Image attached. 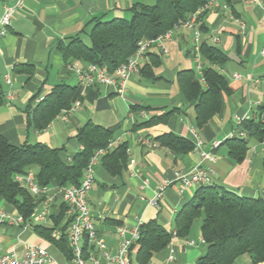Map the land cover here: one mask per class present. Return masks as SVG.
Masks as SVG:
<instances>
[{
	"label": "crops",
	"instance_id": "crops-1",
	"mask_svg": "<svg viewBox=\"0 0 264 264\" xmlns=\"http://www.w3.org/2000/svg\"><path fill=\"white\" fill-rule=\"evenodd\" d=\"M14 1L0 0V18L4 6ZM155 1L24 0L12 18L9 31L0 38V83L6 91V100L0 105V133L10 143L19 146L42 142L64 148L63 157L71 160L73 154L82 149L77 139L79 129L92 121L116 128L111 139L115 141L113 149L121 143L127 144V165L111 173L101 159L96 166L95 183L88 194L96 228L105 236L111 253L116 252L118 225L134 226L137 221L157 220L173 231L177 212L195 196L198 186L188 187L181 193L178 183L172 182L166 187L159 207L149 204L157 186L173 180L175 171L192 172L201 162L194 148L175 152L161 145L156 138L163 133H175L194 144L197 135L204 141L203 148L215 157L213 161L202 162L203 166L214 170L210 182L213 185L247 197L264 196V143L252 138L247 155L240 163L231 159L224 143L232 131L241 130L244 119L257 116L259 107H264L263 5L243 0H217L219 6H213L199 21L206 27L202 31V42L217 46L228 56L227 62L218 70L231 89L230 93H223L221 111L202 126L197 125L194 102L184 97L177 81L180 70L191 68L196 71L191 30H176L161 43H154L143 59L144 64L159 55L160 64L154 67V78L140 72L133 74L123 92L113 85H80L71 63L79 66H85V63L66 61L57 48L60 40L77 34L94 17L129 18L135 4H153ZM239 21L244 22V29ZM84 37L89 41L87 34ZM204 64L208 62L204 61ZM7 74L12 85L5 81ZM235 74L240 76L235 77ZM59 83L79 85L80 99L58 114L46 129L36 130L29 122L30 111ZM34 96L37 97L33 99ZM77 101L79 105H76ZM174 108L165 121L152 126L139 125ZM215 141H220V145L213 147ZM57 186L50 185L48 195L37 198L42 203L47 197L53 198L49 218L36 221L31 215L25 225L0 226L2 251L22 255L28 244L35 243L47 248L51 257L47 264H72L34 228L39 224L53 226L54 219L60 218L63 209L65 211ZM0 210L19 214L15 206L3 198H0ZM201 223L198 222L196 227L193 222L186 237L173 235L168 246L154 252L148 264H196L207 251L206 243L201 241ZM187 240H195L196 244L188 245ZM171 247L174 248V259L170 261ZM137 250L138 246L131 254L132 264H138ZM233 264L254 263L249 254H243ZM257 264H264V261Z\"/></svg>",
	"mask_w": 264,
	"mask_h": 264
},
{
	"label": "trees",
	"instance_id": "trees-1",
	"mask_svg": "<svg viewBox=\"0 0 264 264\" xmlns=\"http://www.w3.org/2000/svg\"><path fill=\"white\" fill-rule=\"evenodd\" d=\"M264 5V0H261ZM208 0H156L153 4L137 3L131 8V16L104 19L94 17L77 34L60 40L57 48L68 62L83 61L85 64H97L106 67L109 72L124 63L137 50L141 39H154L176 23H180L195 13ZM207 12L199 15L200 21ZM204 32V23L200 24ZM85 34L89 41H85ZM203 62L202 76L194 69H183L177 74L178 85L184 97L193 101L196 110V122L202 126L221 111L223 93L231 89L218 67L227 62L228 56L220 48L206 41L201 43ZM160 64L159 55L145 62L140 70L144 76L154 78V67ZM79 85L59 83L51 92L41 98L30 111L29 122L36 130H44L65 109L80 99ZM37 96H34L35 99ZM6 100V91L0 83V105ZM137 107H133L136 109ZM175 108L162 115L152 116L139 124L152 126L165 121ZM264 107L260 106L257 116L244 119L241 130L246 136L227 137L231 159L242 162L250 148V140L264 141ZM116 128L98 125L92 121L85 123L77 133L82 149L66 160L64 148L51 147L42 142L24 143L19 146L9 142L0 133V198L13 204L17 211L30 220L38 199L20 182L16 174L34 171L41 185L52 184L67 186L79 184L83 171L94 152L105 147L112 139ZM156 140L175 152H187L194 143L186 137L172 132L163 133ZM103 165L114 173L127 165V144L121 143L102 158ZM65 211L54 219L53 226L35 225V231L47 239L67 258L71 259V247L65 233L67 223L62 224ZM198 217H202L201 234L207 245V251L196 264H233L243 255L249 254L252 262L264 261V196L247 197L212 183L200 184L193 199L185 204L175 216L177 236L186 237ZM60 228L63 233L56 238L53 232ZM173 231L166 229L157 220L141 225V237L138 241L136 261L148 264L154 252L170 243Z\"/></svg>",
	"mask_w": 264,
	"mask_h": 264
},
{
	"label": "built area",
	"instance_id": "built-area-1",
	"mask_svg": "<svg viewBox=\"0 0 264 264\" xmlns=\"http://www.w3.org/2000/svg\"><path fill=\"white\" fill-rule=\"evenodd\" d=\"M243 1L246 3H258L263 5L261 0ZM23 3L24 0H15L4 6V11L0 18V38L9 31L12 18ZM213 6H219L217 0H208V2L201 6L195 13L191 14L188 19L176 23L163 35L154 39H141L138 43L137 50L127 61L117 66L113 73L109 72L106 67L97 64L90 63L85 64V66H79L77 63L72 62L71 67L80 85L84 87L96 84L113 85L117 91L123 92L127 81L132 75L140 72L143 59L148 49L154 43H161L164 38H169L174 31L182 28L189 29L193 33V55L196 61V71L202 76L204 65L201 53L203 32L200 29L198 17L201 13L209 11ZM223 7L227 8V5H223ZM239 23L244 29V22L239 21ZM164 52H166L165 48ZM262 54L264 55V50ZM234 76L239 77L240 75L235 74ZM5 81L12 85L10 75H5ZM79 104L80 102L77 101L76 105ZM257 104H259V102H257ZM234 135L246 136V132L243 130L232 131L228 137ZM220 143V141H215L213 147L219 146ZM203 144L204 141L197 135L193 150L199 153L201 162L195 167L194 171H175L173 180L165 181L157 186L155 195L149 200V204L159 207L166 187L172 182L178 183V189L181 193L188 187L199 186L200 184L211 182L214 170L209 166H203L202 162L205 160L213 161L215 157L211 151L203 148ZM114 145L115 141L110 140L105 147H101L94 152L83 171V176L79 184L57 186V194L65 205V215L62 224L67 223L65 233L71 247L72 257L70 262L72 264H101L102 260H104V264H132L131 254L138 246L143 222L137 221L134 226L118 225L116 227V234L118 236L116 252L111 253L107 248L105 236L96 228L88 202V194L95 183L96 166L100 163L101 159L113 149ZM15 180L22 183L36 198H45L48 195L49 187L41 185L36 173L32 170L25 174H16ZM52 200V197H47L43 203L40 201L37 204L38 206L34 209L32 218L36 221H44L49 218L51 215ZM27 222L29 221L20 213L12 215L4 210H0V226H22ZM62 233L63 231L60 228H56L53 235L56 238H60ZM173 235L175 236L176 232H173ZM201 241L205 242L203 238ZM186 243L188 245H195L196 241L187 240ZM50 259L51 257L47 248L40 244H28L22 255H18L15 251L4 252L0 245V264H47ZM168 259L170 261L174 259V248L172 247Z\"/></svg>",
	"mask_w": 264,
	"mask_h": 264
},
{
	"label": "rangeland",
	"instance_id": "rangeland-1",
	"mask_svg": "<svg viewBox=\"0 0 264 264\" xmlns=\"http://www.w3.org/2000/svg\"><path fill=\"white\" fill-rule=\"evenodd\" d=\"M88 41V40H87ZM202 222V218H200V217H198L197 219H195V221H194V225H196V227H197V225H198V222Z\"/></svg>",
	"mask_w": 264,
	"mask_h": 264
}]
</instances>
